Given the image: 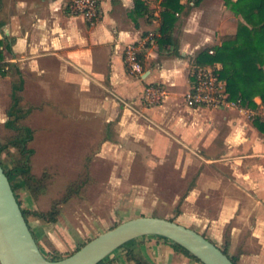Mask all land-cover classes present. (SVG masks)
Returning a JSON list of instances; mask_svg holds the SVG:
<instances>
[{"label": "crops", "instance_id": "obj_1", "mask_svg": "<svg viewBox=\"0 0 264 264\" xmlns=\"http://www.w3.org/2000/svg\"><path fill=\"white\" fill-rule=\"evenodd\" d=\"M69 1L0 0V128L10 131L16 97L34 131L35 175L39 149L52 157L61 148L68 158L70 149L95 148L93 165L109 164L91 220L83 209L64 211L54 224L29 219L43 254L67 257L87 243L95 225L146 216L197 231L237 264H264L262 99L255 96V108H189L184 101L201 54L237 33L224 0L183 1L168 40L162 0H143L142 13L136 0H99L94 25L68 14ZM151 33L155 38L141 53L145 73L132 75L125 47ZM207 67L223 69L221 63ZM151 85L168 94L156 107L143 100ZM45 193L36 199L22 190L23 207L48 211ZM137 242L150 264H201L159 237ZM103 264L134 263L118 250Z\"/></svg>", "mask_w": 264, "mask_h": 264}, {"label": "trees", "instance_id": "obj_2", "mask_svg": "<svg viewBox=\"0 0 264 264\" xmlns=\"http://www.w3.org/2000/svg\"><path fill=\"white\" fill-rule=\"evenodd\" d=\"M183 1L194 2L197 6L204 0H162L161 31L167 40L170 39L171 30L177 21L176 15L184 10ZM224 4L241 18L237 33L234 37L224 40L222 46L213 49V54H210V50L204 51L199 58L200 64L201 66H210L221 63L223 69L219 75L227 83L229 98L240 100L243 105L255 108V96H260L264 104V0H224ZM146 9L143 0H136L137 12L142 13ZM2 56L0 51V60ZM2 69L5 68L1 66L0 70ZM19 105L20 101L15 97L14 104L9 111V120L6 123V128L12 132V135L5 144L0 146V163L11 182L27 222L31 217H34L39 218L45 224H54L58 222L62 214L63 205L72 198L81 195L82 191L90 184V165L87 163L84 175L79 180L72 182L63 195L53 202L48 211L24 208L19 193L22 190L29 191L34 198L38 199L45 193L50 183V174L46 171L41 176L33 173L32 158L35 150L31 147V143L34 139V131L25 124L27 113ZM12 149L16 153L13 155L11 166L7 167L1 159V154L10 152ZM172 244L175 249L201 263L181 246ZM122 248H126L125 257L129 262L150 264L141 256L137 240ZM224 253L226 254V252ZM60 259L63 258H53V260ZM232 261L237 264L235 260Z\"/></svg>", "mask_w": 264, "mask_h": 264}, {"label": "water", "instance_id": "obj_3", "mask_svg": "<svg viewBox=\"0 0 264 264\" xmlns=\"http://www.w3.org/2000/svg\"><path fill=\"white\" fill-rule=\"evenodd\" d=\"M149 236L181 246L202 264H234L197 231L173 220L146 216L117 225L63 259H50L41 251L0 163V264H101L126 244Z\"/></svg>", "mask_w": 264, "mask_h": 264}, {"label": "rangeland", "instance_id": "obj_4", "mask_svg": "<svg viewBox=\"0 0 264 264\" xmlns=\"http://www.w3.org/2000/svg\"><path fill=\"white\" fill-rule=\"evenodd\" d=\"M208 1L211 0H207V2ZM206 8H207V4H205V6L202 9H206ZM228 10L231 19L230 20L231 29H233V27L236 26L235 24H239L241 18L235 15L229 8ZM9 135H12V132L5 131L0 128V146L6 143L7 137ZM39 150L40 151L42 150L43 154L40 153L38 157H36V160L34 162L35 163L34 172L37 174V176H41L43 172L47 170V172L51 176L50 184L48 186L47 192L44 195V202L48 205H51V207L53 202L63 195L65 188L68 185H70L74 181L79 180L84 175L85 168L87 167V163H89L90 165L89 175L91 179L89 181L90 184H88V187L84 191H82L81 195L72 198L65 205H63L62 214L64 211H67L69 209L70 211H73L72 209H83L86 218L88 217L91 220L92 217L89 214L92 213V216H95L93 207L94 204L97 202V200L100 198L99 193L104 183L106 182V174L107 171L109 170V164L97 160V164L95 166L93 165L92 161L94 158L93 153L96 150L95 148L70 149L69 151L71 155L69 157L67 156L68 158L65 157L64 154L65 150L61 148L54 149V155L52 157L46 155L44 151L45 149H39ZM15 153H16L15 150H10V152H3L1 154V159L7 167L11 166L13 155ZM64 160H67L68 162L64 163ZM136 182L140 183L141 179L137 178ZM19 198L20 199L22 198L20 194H19ZM121 223H122L121 219L118 218V221L109 227H103L97 230V225H95V227L89 229L90 236L87 242L97 237V234L101 233L102 231L110 230ZM120 251L121 253L125 254L126 248H122L120 249ZM53 257L51 258L49 257V258L52 259Z\"/></svg>", "mask_w": 264, "mask_h": 264}, {"label": "built area", "instance_id": "obj_5", "mask_svg": "<svg viewBox=\"0 0 264 264\" xmlns=\"http://www.w3.org/2000/svg\"><path fill=\"white\" fill-rule=\"evenodd\" d=\"M68 14L84 18L94 25L100 17L99 0H70L66 6ZM155 34L151 33L146 39L138 43H130L124 50V61L130 74L142 76L145 73L141 58L142 51L152 43ZM210 51V54H213ZM192 89L185 94L184 101L189 108L207 107L211 109L241 107V101H233L223 88L219 80V73L214 67H197L194 72ZM167 92L159 86H148L143 100L148 107H156L167 98Z\"/></svg>", "mask_w": 264, "mask_h": 264}]
</instances>
